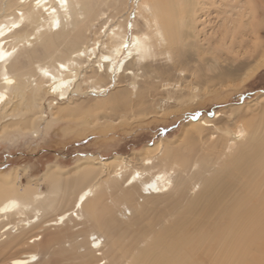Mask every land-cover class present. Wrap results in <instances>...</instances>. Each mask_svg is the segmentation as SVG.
Returning a JSON list of instances; mask_svg holds the SVG:
<instances>
[{"label":"bare ground","instance_id":"1","mask_svg":"<svg viewBox=\"0 0 264 264\" xmlns=\"http://www.w3.org/2000/svg\"><path fill=\"white\" fill-rule=\"evenodd\" d=\"M135 2L129 36L134 0H0V138L125 81L114 106L135 116L163 94L203 105L264 68V0ZM249 103L145 145L139 167L86 155L37 185L0 174V264H264V92Z\"/></svg>","mask_w":264,"mask_h":264},{"label":"rangeland","instance_id":"2","mask_svg":"<svg viewBox=\"0 0 264 264\" xmlns=\"http://www.w3.org/2000/svg\"><path fill=\"white\" fill-rule=\"evenodd\" d=\"M134 6L132 17L126 23L129 36L137 19L138 3L135 0ZM138 20L141 21L140 18ZM262 20L264 21V18ZM140 27H143L142 24ZM153 69L147 68L149 72ZM123 83L121 87L111 86L104 95L93 93L73 95L71 101L63 104L65 117L55 122H49L48 118L43 119L37 134L11 131L8 137L4 135L0 138V174L9 176L13 173L14 167H19L17 171L19 185L24 186L27 183L37 185L38 182L32 181L31 178L39 177L49 164L68 168L77 161L84 160L86 155L95 156L98 162L102 158L123 155L127 159L133 156L136 158L134 166L139 167L141 166L139 151L145 145L175 138L188 120L200 117L205 119L210 117L212 120L218 111L230 113L234 108H241L249 102L252 105L264 92V68L242 86L215 93L204 100L203 105L197 104V101L204 99L202 97L196 98L195 101L186 99L178 105L173 96L168 98L163 94L151 97L145 106L150 107L142 109L145 113L138 112L135 116L129 111H124L122 107L115 109L116 98L124 99L130 95L123 88L127 86L126 81ZM132 85L140 92L145 89L139 79ZM114 91L117 94L111 97ZM50 99L48 98L46 103ZM45 107L49 113V105ZM218 122L219 125L223 123L220 121L215 123ZM204 132L203 134L207 133ZM64 178L65 176H62L59 181H64ZM43 182V191L49 192L52 185L47 181Z\"/></svg>","mask_w":264,"mask_h":264}]
</instances>
